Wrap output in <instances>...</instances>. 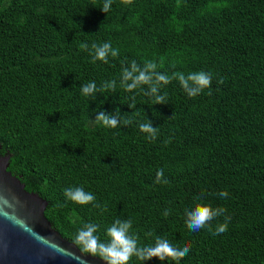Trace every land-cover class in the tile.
Returning <instances> with one entry per match:
<instances>
[{
	"label": "trees",
	"instance_id": "16d2710c",
	"mask_svg": "<svg viewBox=\"0 0 264 264\" xmlns=\"http://www.w3.org/2000/svg\"><path fill=\"white\" fill-rule=\"evenodd\" d=\"M104 3L0 0V146L9 171L47 202L46 219L82 253L79 229L95 224L107 241L120 218L132 220L139 246L157 236L190 245L178 264H264V0H112L108 13ZM104 42L119 55L93 62L92 44ZM133 60L153 61L171 79L160 86L165 104L147 85L121 86ZM199 71L211 74V87L189 97L174 74ZM92 81H115V91L86 97L81 86ZM116 109L132 122H93ZM148 120L155 140L139 129ZM160 169L167 183L156 182ZM75 187L94 203L68 200L64 190ZM198 203L226 209L211 231L187 227L185 210ZM225 217L227 231L213 235ZM129 264L161 262L134 256Z\"/></svg>",
	"mask_w": 264,
	"mask_h": 264
},
{
	"label": "clouds",
	"instance_id": "9594fccd",
	"mask_svg": "<svg viewBox=\"0 0 264 264\" xmlns=\"http://www.w3.org/2000/svg\"><path fill=\"white\" fill-rule=\"evenodd\" d=\"M125 5H131L133 0H122ZM112 0H105L101 11L108 13L110 11ZM88 48L87 45L84 46ZM93 62L99 60L108 63L109 56L115 58L119 55L118 49L112 47L110 42L102 44H92ZM174 78L180 83V86L189 97H196L201 94L204 89L210 88L212 84V76L210 73L204 71L192 72L185 76L183 73L174 74ZM222 83V81H218ZM171 83V79L159 71H157V64L153 61H147L144 67L141 68L136 61H132L130 67H125L122 72L121 86L128 92H132L138 88L142 89L143 85L148 86L146 95L153 96L155 104H165V96L160 94V86ZM116 82H105L99 88L94 81L81 86V92L84 96L96 98L97 93L104 90L115 91ZM132 103L128 105L129 108H135V96L130 98ZM93 121V120H92ZM96 124H102L106 128L116 129L121 125L127 126L132 121L121 115L119 109H116L112 114H106L103 111L98 112L95 120ZM141 132L147 134V138L155 140L157 138L158 129L153 127L151 121L139 124ZM163 169L157 171L156 182L167 183L162 179ZM65 197L77 204L86 205L94 203L95 196L91 192H86L81 187L67 188L64 190ZM221 198L228 196L227 191L218 193ZM95 207H100L94 204ZM226 209L217 207L213 208L211 205L196 204L191 210L186 209V224L187 227L195 232L205 227L211 231V222L224 215ZM163 215L167 217L170 215V210H165ZM230 217H225V222L219 224L213 235H219L227 231ZM132 228V220L117 218L113 224L106 230V235L109 237L107 241H101L96 235L98 226L92 223L85 224L75 236V244H77L84 253H88L94 257L99 258L104 264H129L132 257L145 262L153 258L158 259L161 264L165 261H176L177 264L190 251V245L185 244L183 247L179 244L173 245L168 239L157 236L155 243L149 246H139L138 240L134 235L130 234Z\"/></svg>",
	"mask_w": 264,
	"mask_h": 264
},
{
	"label": "water",
	"instance_id": "95a60500",
	"mask_svg": "<svg viewBox=\"0 0 264 264\" xmlns=\"http://www.w3.org/2000/svg\"><path fill=\"white\" fill-rule=\"evenodd\" d=\"M10 157L0 146V264H104L52 227L47 202L9 171Z\"/></svg>",
	"mask_w": 264,
	"mask_h": 264
}]
</instances>
